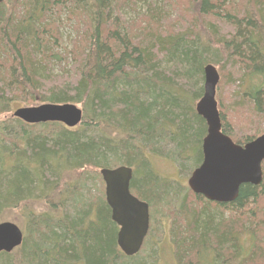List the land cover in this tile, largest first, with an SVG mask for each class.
Listing matches in <instances>:
<instances>
[{
	"label": "trees",
	"instance_id": "16d2710c",
	"mask_svg": "<svg viewBox=\"0 0 264 264\" xmlns=\"http://www.w3.org/2000/svg\"><path fill=\"white\" fill-rule=\"evenodd\" d=\"M191 1L195 14L183 10L192 27L180 30L171 23L178 0L0 5V114H10L0 119V222L16 213L12 222L24 232L20 247L0 252V264H157L155 242L131 257L118 245L100 171L119 165L134 169L131 191L149 203L151 222L174 213L180 264H201L200 251L210 249L217 263L264 264V174L220 203L161 176L152 161L190 175L201 165L207 124L196 104L208 64L241 73L229 110L246 108L264 123V0ZM139 2L146 11L134 18L127 11ZM14 101L74 103L84 116L74 128L28 124L13 117ZM219 102L222 130L236 143L264 134L237 133ZM241 236L250 238L244 255Z\"/></svg>",
	"mask_w": 264,
	"mask_h": 264
},
{
	"label": "water",
	"instance_id": "95a60500",
	"mask_svg": "<svg viewBox=\"0 0 264 264\" xmlns=\"http://www.w3.org/2000/svg\"><path fill=\"white\" fill-rule=\"evenodd\" d=\"M4 0H0V5ZM220 73L213 64L204 68V93L196 111L207 124L203 139V161L191 174L189 188L216 202L234 201L243 184L258 185L263 179L264 134L245 144L236 143L222 130L216 99ZM13 117L28 124L58 122L74 128L83 120V109L74 103H42L15 109ZM112 220L118 225L117 241L126 256L137 255L150 227V206L131 191L134 169L119 165L100 171ZM24 232L12 221L0 222V252L10 253L23 243Z\"/></svg>",
	"mask_w": 264,
	"mask_h": 264
},
{
	"label": "rangeland",
	"instance_id": "374dc122",
	"mask_svg": "<svg viewBox=\"0 0 264 264\" xmlns=\"http://www.w3.org/2000/svg\"><path fill=\"white\" fill-rule=\"evenodd\" d=\"M190 2L192 3L193 1H191V0H178L179 6L175 9L176 12L174 13L173 11H171L172 16H173L171 23L176 29L178 28L180 30V29H185L186 27H192V26H189L190 23H188V22L192 21L189 19H192L193 16L188 15L183 10L184 8L192 7L194 14H195V12L197 11V8H196L197 4H195V2H194L193 4L190 5ZM135 6H136V9L134 12H133V10L127 11V13H129V15L132 17H134V16L137 17L136 15L146 11V8H145V5L143 4V2H139ZM174 14H175V16H174ZM142 18L143 17H141V19ZM141 19H139L138 24H141V21H140ZM197 25L202 26L203 24H202V22H197ZM71 27H72V23H69V25L65 27L66 29H64L63 32L64 33L70 32ZM222 29L226 30L227 28L224 27ZM202 30H204V29L200 30L199 26H198V32L201 33ZM66 69H69V67H67ZM217 69L219 70L220 75H221L222 86L220 87L218 85L216 97H218L219 101H221V103L224 104L222 110L226 111L225 114H226L227 118L229 119V121H231L233 123L234 127L236 128L237 133L247 134V135L252 136V135L264 132V123H262L260 118L255 117L252 113H250V111L246 110V108H242V107L237 108L236 112L229 110L231 108L232 102H234L233 96H234L235 92L237 91V87L234 86V82L237 79L236 75L241 74V73L235 72L229 66H224L223 69L221 68V66H217ZM55 71L60 72L61 66L56 65ZM39 104H42V103L36 102L35 104H32V105H39ZM219 104H220V102H219ZM22 105H23L22 102H18V101L17 102L16 101L11 102V106H12L13 111L19 107H22ZM32 105H29V106H32ZM24 106H27V104H25ZM78 106L81 107L80 105H78ZM9 115H10L9 113L0 114V119L5 118V117L7 118ZM247 124H248V128H247ZM152 161L154 163V166H155L158 174H160L161 176H163L165 178H169V179L171 178L175 182H179V183L182 182L183 184L187 185V180H188L190 174L188 173V171H186V169H181L177 164H175L172 161H169L167 159H164V158L153 157ZM187 187H188V185H187ZM165 210L166 209L161 210V213ZM15 216H18V215L16 213H13V212H12V214L8 213L2 218V221H13V218ZM173 216H174V213H170V212L162 213V214L159 213L156 216V218L158 220L155 221V225L160 224L162 227V230L160 231V235H159V243L161 245V250H162V254H161L162 256H161L160 264H175L174 255H173V248H172V245L170 242L171 241L170 236L167 235V234H169L168 233L169 228L173 227V225H172V221H173L172 217ZM18 224H20V223H18ZM20 225L22 226L23 224H20ZM163 231H164V234H163ZM163 235H165L166 237ZM242 239H243V241L245 243V247H246L245 252H247V250L249 249L248 242L250 241V238H248V236H243Z\"/></svg>",
	"mask_w": 264,
	"mask_h": 264
},
{
	"label": "flooded vegetation",
	"instance_id": "af4514ba",
	"mask_svg": "<svg viewBox=\"0 0 264 264\" xmlns=\"http://www.w3.org/2000/svg\"><path fill=\"white\" fill-rule=\"evenodd\" d=\"M192 174V173H191ZM264 174V173H263ZM191 176V175H190ZM189 176V178H190ZM188 178V180H189ZM188 180H187V185H188ZM189 187V185H188ZM194 193V192H193ZM204 197V196H203ZM205 198V197H204ZM220 203H225V202H220ZM228 203V202H226ZM150 216H151V213H150ZM164 225V224H163ZM155 221L154 222H151V219H150V227H149V231H148V234L147 236L145 237L144 239V245H142V248L141 250L144 248V246L146 245L147 247H150L151 246V243L155 242L158 244V246L161 247L160 243H159V235H160V231L162 230V227L160 224H158L157 226L159 227L158 230L155 229ZM166 227V226H165ZM164 228V227H163ZM171 229L172 227L169 228L168 230V233L167 235L170 236V242H171V245H172V248H173V255H174V261H175V264H180L179 263V260H178V249H177V245L173 242V239H172V234H171ZM163 234H164V231H163ZM165 236V235H163ZM166 237V236H165ZM239 242H240V245L242 246L243 248V251H241V253L244 255V241L242 239V236L239 238ZM240 247V246H239ZM140 250V251H141ZM242 250V249H241ZM147 251V250H146ZM162 254V250H159L158 251V259H157V264H160V261H161V255ZM200 260H198L199 263L201 264H212V262L214 264H230L229 262H224V263H217L216 262V251L213 250V249H210L208 252H204V251H200Z\"/></svg>",
	"mask_w": 264,
	"mask_h": 264
},
{
	"label": "bare ground",
	"instance_id": "6f19581e",
	"mask_svg": "<svg viewBox=\"0 0 264 264\" xmlns=\"http://www.w3.org/2000/svg\"><path fill=\"white\" fill-rule=\"evenodd\" d=\"M240 76V75H239ZM240 84V83H239ZM159 223V222H158ZM144 245V244H143Z\"/></svg>",
	"mask_w": 264,
	"mask_h": 264
}]
</instances>
